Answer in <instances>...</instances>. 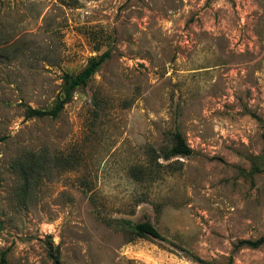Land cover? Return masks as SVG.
<instances>
[{
    "label": "rangeland",
    "instance_id": "1",
    "mask_svg": "<svg viewBox=\"0 0 264 264\" xmlns=\"http://www.w3.org/2000/svg\"><path fill=\"white\" fill-rule=\"evenodd\" d=\"M176 129L194 153L165 160ZM263 132L264 0H0V264H264L236 246L264 233ZM41 148L26 190L13 160Z\"/></svg>",
    "mask_w": 264,
    "mask_h": 264
},
{
    "label": "trees",
    "instance_id": "2",
    "mask_svg": "<svg viewBox=\"0 0 264 264\" xmlns=\"http://www.w3.org/2000/svg\"><path fill=\"white\" fill-rule=\"evenodd\" d=\"M110 50H105L97 56H93L87 63V65L76 73H64L63 74V90L64 96H59L55 103L49 108L32 107L26 105V116L28 117H45L49 116L52 118L57 117L65 104L71 97L72 90L79 85H86L89 79L97 72L101 65L110 57ZM257 119H260L256 115ZM264 137V132H263ZM173 143L170 147L164 149L160 156L165 160L172 157H185L190 156L194 153L193 148L188 144L183 133L176 129L172 133ZM49 152L45 148L40 150L23 149L13 160V167L19 172L22 180L24 189H29L32 185L40 180L43 175L47 172ZM153 160H151L152 162ZM54 163L57 166L63 167L60 157L58 154L54 156ZM136 177L146 182H154L158 178L159 169L152 165L137 166L135 167ZM134 168V169H135ZM126 225L131 228V233L136 237H155L162 240L166 238L160 233L156 225L149 219L144 218L140 221H133L130 219L122 220ZM264 245V233L255 239H240L236 243L237 247H251L258 248ZM192 257L201 264H214L208 260L201 258L200 256L192 254ZM56 262L59 263L58 258H55ZM231 261V258H230Z\"/></svg>",
    "mask_w": 264,
    "mask_h": 264
}]
</instances>
